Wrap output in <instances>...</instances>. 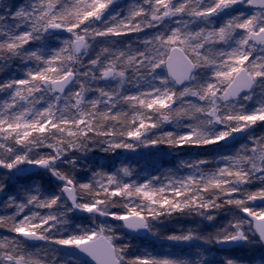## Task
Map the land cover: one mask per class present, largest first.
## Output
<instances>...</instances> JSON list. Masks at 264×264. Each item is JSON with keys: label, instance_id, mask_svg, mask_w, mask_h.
Here are the masks:
<instances>
[{"label": "snow or ice", "instance_id": "6c2138e0", "mask_svg": "<svg viewBox=\"0 0 264 264\" xmlns=\"http://www.w3.org/2000/svg\"><path fill=\"white\" fill-rule=\"evenodd\" d=\"M0 264H264V0H0Z\"/></svg>", "mask_w": 264, "mask_h": 264}, {"label": "rangeland", "instance_id": "374dc122", "mask_svg": "<svg viewBox=\"0 0 264 264\" xmlns=\"http://www.w3.org/2000/svg\"><path fill=\"white\" fill-rule=\"evenodd\" d=\"M102 155V153H98L95 157H97V160L99 161ZM127 159L131 160L134 165L138 164L141 167L148 169L154 167H172L176 163V158L168 155L166 152H140L127 157ZM44 179L47 180L46 177ZM181 226H188V218H173V223L168 225V227L175 228H179Z\"/></svg>", "mask_w": 264, "mask_h": 264}, {"label": "trees", "instance_id": "16d2710c", "mask_svg": "<svg viewBox=\"0 0 264 264\" xmlns=\"http://www.w3.org/2000/svg\"><path fill=\"white\" fill-rule=\"evenodd\" d=\"M165 130H168L167 128ZM148 154V153H147ZM93 159L97 160L98 158L97 157H94ZM98 161V160H97Z\"/></svg>", "mask_w": 264, "mask_h": 264}]
</instances>
